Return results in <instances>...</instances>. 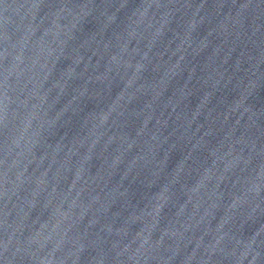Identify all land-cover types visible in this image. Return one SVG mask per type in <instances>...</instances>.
I'll return each mask as SVG.
<instances>
[{
    "label": "water",
    "instance_id": "1",
    "mask_svg": "<svg viewBox=\"0 0 264 264\" xmlns=\"http://www.w3.org/2000/svg\"><path fill=\"white\" fill-rule=\"evenodd\" d=\"M0 264H264V0H0Z\"/></svg>",
    "mask_w": 264,
    "mask_h": 264
}]
</instances>
